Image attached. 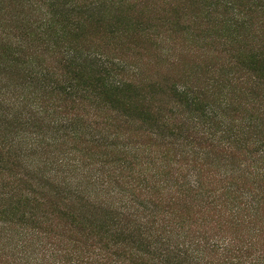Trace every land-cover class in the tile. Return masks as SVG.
<instances>
[{
    "label": "trees",
    "instance_id": "16d2710c",
    "mask_svg": "<svg viewBox=\"0 0 264 264\" xmlns=\"http://www.w3.org/2000/svg\"><path fill=\"white\" fill-rule=\"evenodd\" d=\"M19 1L24 7L34 8V0H27L26 4V0H15V3ZM43 1L48 10L40 14L42 21L25 20L28 31L21 35L25 40L38 35L42 40L45 38L43 35L54 34H60L61 38L66 26L71 24L69 18L86 12L82 3L73 0ZM261 1L264 2L234 0V5L232 0L226 1L228 7L234 6V13L229 7L232 15L229 21L234 17L235 27L240 18L249 17L255 9L258 10ZM34 14L35 9L30 15ZM207 15L208 18L210 14ZM2 22L10 24L13 20L3 19ZM245 25L244 21L236 28L243 29ZM9 26L13 27L6 25ZM21 36L18 43L23 41ZM71 49L65 52L66 55L69 52V66L74 67L70 70L55 68V73H52L50 68H29L33 66L30 62L27 68H16L11 73L9 68L7 71L4 68L0 70L2 81L12 75L32 80L39 78L43 94L50 86L56 89L52 84L59 85L63 91H69L64 92L69 95L66 98L73 97V101L63 97V102H70L72 110H83L80 113L77 110L75 117L79 120L69 118L57 127L60 135L53 133L58 135L57 140L53 136L26 141V132L21 130L20 133L17 128L16 132H0V137L10 133L9 138H0V178L3 177L2 181L8 179V184L0 180V202L6 201L5 196L11 197L22 191L30 195L39 189L42 193L40 199L48 197L47 203H56V206H49L50 212L40 214L35 223H43L52 230H62L58 243L62 239L63 242L76 244L69 250L66 247L59 251L45 242L39 249L30 252L28 244L40 242L36 234H10L9 228L15 227L16 220L0 217V240L6 242L0 244V264H264V52H255L256 58H263L261 60L252 58L248 63L236 61L235 64L242 68L229 70L223 78L227 81L223 85L226 95L234 90L232 131L222 118L223 113L231 111L229 100L224 101L226 108H221L220 103L217 106L214 102H206V98L214 92H198L196 95L187 85L169 80L171 78L167 75L161 81L162 87L146 93L136 80L141 76L136 69L128 71L124 64L111 62L98 52L81 53L79 49ZM25 56L33 57V54ZM89 66H94V69L87 68ZM88 70H95L92 72L97 76L84 78V71ZM124 72L128 77L123 76ZM52 77L53 81H50ZM71 82L77 89L72 87ZM214 84L217 85V82L214 81ZM244 92L251 96L246 102H240L236 98ZM226 95H221L222 99ZM3 96L0 94V97ZM145 96L148 101L156 97L154 103L157 104L149 105ZM27 99L34 114L43 112L41 105L33 104L35 98ZM244 102L246 104L242 107ZM25 105L24 100L0 99V118L5 116L0 125H5L7 118L8 124L24 129L34 128L32 122L41 125L39 122L43 119L38 120L30 111L10 112ZM136 122L149 123L147 129L158 142L157 146L174 153L175 166L169 167L170 163L165 165L161 162L169 159L167 153H157L159 148L156 155H144L137 146L125 150L123 146L117 148L104 142L108 136L128 138L131 129L128 125ZM37 130H40L38 126ZM137 131L133 129V132ZM195 132L199 136L202 133L200 142H191L190 134ZM85 137L87 140H84ZM58 138L63 141L61 145ZM224 138V143L234 149V168L228 164L229 169L224 167L213 177L205 167L210 171L219 169L220 160L211 155L213 149H224L221 143ZM208 139L212 143L203 147L204 140ZM48 141L59 153L57 159H44L33 166L27 165L32 155H24L25 152H32L31 148L41 146L47 148L43 143ZM82 141L89 145L87 150L96 151L100 156H106L112 150L110 154L115 157L112 163L122 165L111 171L104 167L94 170L82 159H69L67 153L73 148L67 145ZM17 144L23 149L18 151L19 154L11 153L12 147ZM13 163L25 166L26 173L20 174L13 167L8 168ZM190 164L192 168L187 169ZM165 170H170V173ZM92 202L105 205L112 211L109 221L100 222L108 228L106 230L121 235L118 243L124 242L129 251H133L126 254L125 263L114 259L106 246L99 248L92 243L88 246L79 241L92 238L91 230L94 228L89 226L88 213L81 211L84 206L91 208L94 205ZM71 208L73 211H70ZM93 215L91 213L90 217ZM74 230H83L80 231L81 236L78 237V232ZM11 241L14 243L12 246ZM91 249L93 252H90ZM122 250L127 251L128 247Z\"/></svg>",
    "mask_w": 264,
    "mask_h": 264
},
{
    "label": "rangeland",
    "instance_id": "374dc122",
    "mask_svg": "<svg viewBox=\"0 0 264 264\" xmlns=\"http://www.w3.org/2000/svg\"><path fill=\"white\" fill-rule=\"evenodd\" d=\"M8 1L10 2L8 3ZM34 1V8L29 9L24 7L21 1L15 3V0H0V57L2 58L0 60V70L4 68L7 71L9 68L11 73L16 71V68H27L26 66L30 62L33 66L29 68H50L51 72L55 73V68H68L69 70L74 68L68 64L67 55L69 52L67 55L65 54L68 49H79L81 53L98 52L111 62L124 64L128 71L136 69L138 74H141L136 80L145 89L144 92L146 93L162 87L161 81L166 79L168 75L171 78L169 80L176 83H184L196 95H198V92L201 94L214 92L215 94L206 98L207 103L214 102L217 106L220 103L221 108H226L224 101L226 99L227 101L229 100L231 111L228 114L225 113V115L223 113L222 118L225 124L227 126L229 124L231 130L234 131V90H231V93L226 95L227 90L223 85L227 81L223 80V78L225 79V75L229 74V70L242 68L235 64L236 61H246L248 63L252 58L253 60L263 59L255 56L257 50L264 52L263 1L260 2V8L254 10V14L251 13L249 17L240 18L241 21L234 27V17L233 20L229 21L232 18L231 13H234V6L229 5L233 9L230 13V8L225 3L228 0H73V2L82 3L86 7V12L69 18L71 24L68 27L66 26L61 38H59L60 34H54L53 36L43 35L45 38H42V40H40V35H38L39 37L32 36L25 40L21 36L28 31L25 28V20L42 21L40 14L47 9L45 1ZM231 3L234 5V0ZM33 9H35V14L30 15L33 13ZM256 12L261 13L256 14ZM207 14H210L208 18ZM3 19H11L13 22L10 24L9 22L4 23L2 22ZM244 21L246 22L245 28H236ZM6 25H13V27H6ZM3 35L6 37H3ZM20 36L23 39L22 43H18ZM26 54H33V57H27L25 56ZM25 61L27 62L24 65ZM250 66L251 64H249ZM87 68L94 69V66ZM92 71L95 70L84 71V78H95L97 74ZM123 74V76H126L127 73L124 72ZM53 77L52 79L50 78V81H53ZM29 78L12 75L8 77V80L6 77L2 81L3 78L0 77V87L2 88L0 94L4 95L0 99L14 98L18 101L24 100L26 103L25 107L19 106L16 110L12 111L11 109L10 112L30 111L29 113L38 117V120L43 119L39 122L41 125L32 122L34 128L25 127L24 129L21 126L16 127L8 124L7 118L5 120L6 124L0 125L4 126L0 127V132L3 131L2 134L16 132L15 128H17L20 133L22 132L21 130L26 132L24 133L26 141L33 138L44 140L53 136L57 140L56 136L60 135L58 132L60 129H57V127L62 126L61 124L69 118L79 120L75 117L78 115L77 110L79 113L83 112V110L79 108L72 110L70 102H63V97L69 96L65 93L69 91H63L61 86L52 84L56 89H52L50 86L45 89L43 94L40 89L42 83L38 81L39 78L35 77L34 80L30 78V81ZM214 81L217 82L218 86L214 84ZM71 85L77 89L73 82H71ZM244 93V95H240V98L236 99H239L240 102L249 100L251 95ZM259 93H261V97L262 90ZM221 95H226L225 99H222ZM28 97L35 98L33 103L35 106L41 105L43 109L41 114L38 115L32 112L34 110H31L27 104V102L29 103ZM66 99L73 101V97ZM145 100L149 105L157 104L154 103L156 97H152L148 101L145 96ZM163 101L165 102L166 99H163ZM168 102L164 106L166 109L168 108L166 106L169 104ZM245 102L242 107L245 106ZM218 114H220V111ZM4 118L5 116L0 118V123L4 121ZM148 124L144 125L142 122H136L133 125H128L129 129L131 127L129 135H127L128 138L121 136L116 139L108 136L104 142L113 144L117 148L123 146L124 149L126 148L125 150L127 148H136L137 146L144 152V155L148 153L156 155L158 152L167 153L169 160H162L161 162L165 165L170 163L169 167L171 165L175 166L173 164L176 159L174 158V153L166 152L164 148L157 146L158 142L155 141L147 129ZM37 126L40 130H37ZM54 129L55 131H53ZM133 129L138 131L133 132ZM54 132L58 135H53ZM201 135V132L200 136L199 133H191V142H200ZM9 137L10 133L0 138L6 139ZM58 140H61L58 142L61 145L62 139L58 138ZM84 140H87V138L85 137ZM224 142L225 138L221 141L224 149H213V154L211 155L220 160L222 165L220 164L219 169L211 170V172L209 168L205 167L206 172L212 174L213 177L215 173L222 172L224 167L229 169V165H231L234 168V149L228 147ZM75 143L67 145L73 148L71 152L67 153L69 159L72 158L71 160L82 159L84 164L94 170L104 167L106 170L111 171L117 165H122V163H112L113 159H115L110 154L112 150H109L108 155L100 156L96 151L87 150L89 145L83 141ZM211 143L212 140L210 139L208 141L204 140L203 147H207ZM43 145L48 147L31 148L32 152H25L24 155H32L28 158V161L26 160L29 162L27 165L33 166L39 160L57 159L59 153L57 154L51 147V142L48 141L46 144L43 143ZM22 149L23 147L19 145L13 146L11 153L19 154L18 151ZM59 149L62 150L61 148ZM203 151L207 152L206 148H203ZM150 161H153V159H150ZM154 163L156 164L157 162ZM186 163L189 162L187 161ZM15 165L16 167H14ZM12 167L20 174L26 173L27 170L20 163L18 165L13 163L8 166V168ZM146 167L152 170L149 165ZM186 168L191 169V164L187 165ZM165 171L170 173V170ZM7 181L8 179L5 178L2 183L8 184L6 183ZM41 196L42 193L38 189L30 195L22 191L15 193L11 197H3L6 201L0 202V217L16 220L17 225L15 222V227L9 228L10 234L18 235L25 232L36 234V239L40 242L28 244L30 252L39 249L45 242L51 244L50 246L59 251L66 247L69 250L76 243H66L62 239L58 243L62 230H52L43 223H35V220L41 216L40 214H44V212L48 214L50 212L48 211L49 206H56V203H52V205L47 203L48 197H46V200H41ZM36 204H39V206ZM93 204L91 208L87 206L81 208L82 212L88 213L89 226L94 228V230H91L93 232L92 238L90 240L82 238L79 241L88 246L90 243L99 248L106 246L114 259L125 263L126 254L133 253V251H129V246L124 245V242L118 243L122 239L121 235L113 233L111 230H106L108 228L103 225L104 222L110 220L112 211L105 205ZM33 206L34 209H32ZM70 211H73V209L71 208ZM91 213L94 214L93 217H90ZM98 213L101 215H96ZM30 214L34 217H31ZM28 227H30V230H28ZM74 231L78 232V230ZM80 231L83 230H79L77 233L78 237L81 236ZM3 243L6 242L0 240V244ZM13 244L11 241V246ZM8 246L10 245L8 244ZM126 247H128L127 251L122 250L126 249ZM90 252H93V250L91 249Z\"/></svg>",
    "mask_w": 264,
    "mask_h": 264
}]
</instances>
